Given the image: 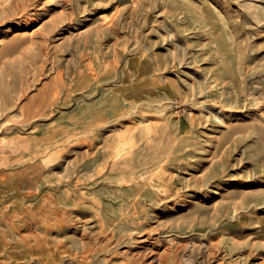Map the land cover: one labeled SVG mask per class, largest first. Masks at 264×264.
Listing matches in <instances>:
<instances>
[{"label":"rangeland","instance_id":"rangeland-1","mask_svg":"<svg viewBox=\"0 0 264 264\" xmlns=\"http://www.w3.org/2000/svg\"><path fill=\"white\" fill-rule=\"evenodd\" d=\"M28 1L0 14V264H264V0Z\"/></svg>","mask_w":264,"mask_h":264},{"label":"bare ground","instance_id":"bare-ground-1","mask_svg":"<svg viewBox=\"0 0 264 264\" xmlns=\"http://www.w3.org/2000/svg\"><path fill=\"white\" fill-rule=\"evenodd\" d=\"M17 1L19 0H0V14L4 16V19H8L9 15L12 16V11L15 7H18ZM27 2V1H26ZM30 3V0L28 1ZM28 4V3H27ZM22 5V4H21ZM24 7V6H23ZM29 8V7H28ZM22 10V9H21ZM18 10L15 9V16L18 15ZM21 12V11H20ZM14 17V15L12 16ZM2 18V17H1ZM14 19V18H13ZM12 19V20H13ZM21 19V18H20ZM19 19V20H20ZM18 20V19H17ZM23 20V19H22ZM26 20V19H25ZM3 21V20H2ZM14 21V20H13ZM27 21V20H26ZM59 22V21H58ZM1 23V22H0ZM62 24V23H61ZM26 26V25H25ZM57 26V25H56ZM49 28V27H48ZM57 28V27H56ZM24 29V28H23ZM55 30V29H54ZM57 30V29H56ZM37 31V30H36ZM47 32V31H46ZM55 32V31H54ZM50 33V31H49ZM40 35V33H38ZM51 34V33H50ZM75 36V35H74ZM47 37V36H46ZM73 37V35L71 36ZM98 206V205H97ZM100 208V207H99ZM104 208V207H103ZM103 213V212H102ZM90 245V244H89ZM152 254V253H151ZM157 254V253H156Z\"/></svg>","mask_w":264,"mask_h":264}]
</instances>
